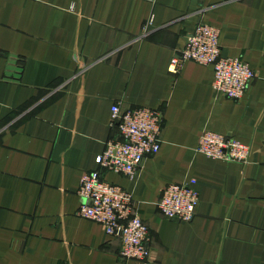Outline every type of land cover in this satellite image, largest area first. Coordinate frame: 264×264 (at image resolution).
<instances>
[{
    "label": "crops",
    "instance_id": "crops-1",
    "mask_svg": "<svg viewBox=\"0 0 264 264\" xmlns=\"http://www.w3.org/2000/svg\"><path fill=\"white\" fill-rule=\"evenodd\" d=\"M201 22L257 73L243 100L213 90L211 66L172 73ZM117 103L163 113L161 151L133 181L103 172L134 197L147 262L78 216ZM204 132L249 147V163L198 154ZM189 180L194 220L164 218L162 191ZM0 264H264V0H0Z\"/></svg>",
    "mask_w": 264,
    "mask_h": 264
},
{
    "label": "built area",
    "instance_id": "built-area-1",
    "mask_svg": "<svg viewBox=\"0 0 264 264\" xmlns=\"http://www.w3.org/2000/svg\"><path fill=\"white\" fill-rule=\"evenodd\" d=\"M186 62L214 69L213 90L233 101L243 100L257 73L239 58H226L221 53L220 31L203 22L186 36L184 48L172 62L171 71L178 74ZM110 128L118 138L106 144L96 158L100 168L81 178L78 216L103 226L110 238L120 240V257L147 262L150 258V230L139 214L132 194L108 182L103 172L122 175L133 181L145 162L161 151L163 113L151 108L123 110L120 103L112 107ZM197 153L223 162L248 164L250 148L241 142L212 132L199 139ZM200 194L196 180L173 184L162 191L158 203L162 216L179 223L194 220Z\"/></svg>",
    "mask_w": 264,
    "mask_h": 264
}]
</instances>
